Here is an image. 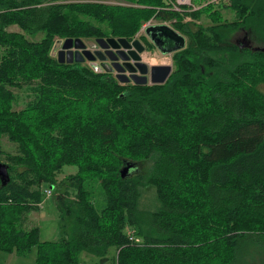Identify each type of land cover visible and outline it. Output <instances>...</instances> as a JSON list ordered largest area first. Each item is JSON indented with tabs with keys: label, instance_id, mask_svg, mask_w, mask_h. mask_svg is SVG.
<instances>
[{
	"label": "trees",
	"instance_id": "16d2710c",
	"mask_svg": "<svg viewBox=\"0 0 264 264\" xmlns=\"http://www.w3.org/2000/svg\"><path fill=\"white\" fill-rule=\"evenodd\" d=\"M172 1L0 0V138L17 144L0 184V251L36 248V264H79L81 252L97 264H264V51L245 46L264 45V0L180 10ZM156 18L186 36L163 84H121L51 54L57 39L132 40ZM239 31L246 37L232 39ZM13 89L32 95L20 109ZM141 159L151 160L146 172L121 177L124 162ZM69 165L76 172L56 184ZM51 186L59 238L40 241L21 217ZM146 186L152 210L139 208Z\"/></svg>",
	"mask_w": 264,
	"mask_h": 264
},
{
	"label": "rangeland",
	"instance_id": "374dc122",
	"mask_svg": "<svg viewBox=\"0 0 264 264\" xmlns=\"http://www.w3.org/2000/svg\"><path fill=\"white\" fill-rule=\"evenodd\" d=\"M194 3H197V0H193ZM110 3H116L115 1H110ZM118 4L123 5H129L125 2H118ZM221 17L222 19L232 20L234 17V12L230 9L221 8ZM186 20H189L187 18ZM198 23H201L202 25L206 26L210 24V20L205 15H202L198 21ZM149 24V25H148ZM153 26V25H167L170 24L167 22H164L160 20L159 18L156 19H150L146 23H144L137 34L134 36L132 40H130V44L134 40L139 41V43L142 44L143 51L139 52V55L141 57L140 63H136V74L138 76H146L147 83H149V67L153 64H172V53H161V51L150 41V38H148V34L145 31L144 26ZM7 29L9 31H20L21 29L16 25L8 26ZM176 32V31H175ZM42 33H38L35 37L27 36L28 38H32L35 40H39ZM181 35V33H179ZM183 36V35H181ZM246 37V34L244 31H239L236 34H234L232 39H238L241 37ZM186 42V36H183ZM249 39V38H248ZM250 40V39H249ZM83 44V47L79 45V47H74L73 50L78 51L82 54L84 57V51H88L90 54H92L95 59L93 62H98L100 60H104L108 57L104 58V51L106 49L102 48L95 39H81L80 41ZM252 45L254 43L252 42ZM264 47V45H262ZM119 49H125L124 47L120 46ZM131 49H134L132 47ZM110 50L113 52H116L117 49H112L110 47ZM96 52H99L96 54ZM92 61V60H91ZM84 66H89L88 59L84 58L83 61L77 62ZM90 67V66H89ZM115 73V72H114ZM113 73V74H114ZM116 76V73L113 75ZM121 84H126L123 82H120ZM128 83H133V81H130ZM16 99L13 103L14 109H20L22 108L25 103L32 97L30 93H28L26 90H17L13 89ZM17 151V144L9 141L5 136H2L0 138V162L7 163L6 160V154L7 153H15ZM143 162V163H140ZM134 163H138L135 165L134 172L131 171V175H133L136 172H146L150 166L151 160L149 159H141V160H135ZM74 170L73 173H70L68 171ZM77 168L76 166H63L56 177V184L60 183V181L63 180V178L67 175L74 174L76 172ZM48 187L43 188V192ZM91 190V200L93 201L96 209H101L105 206V199L102 193V190L98 184V182H91L90 186ZM44 198L43 201L38 205L37 209H33L31 211L25 212L21 217V223L24 228H30L32 226H36L39 228V240L40 241H55L59 238V227H58V211L55 204V198H54V192L52 191V194L50 196H46L45 193L43 194ZM158 205L157 199H156V193L155 188L152 186H146L142 187L140 189V198H139V208L140 209H146V210H152L155 209V207ZM114 255V250L112 249L110 251V257ZM35 257H36V248H33L31 252L26 256H17L13 255L7 252L0 251V264H36L35 263ZM98 258L88 254L86 252H81L79 254V264H97Z\"/></svg>",
	"mask_w": 264,
	"mask_h": 264
},
{
	"label": "water",
	"instance_id": "95a60500",
	"mask_svg": "<svg viewBox=\"0 0 264 264\" xmlns=\"http://www.w3.org/2000/svg\"><path fill=\"white\" fill-rule=\"evenodd\" d=\"M145 31L148 35L151 36L152 39H154L153 33L156 32H163L164 41L168 44H171L169 48H160L161 53H172L180 48H182L185 45V39L183 36H181L178 32H175V30L171 29L167 25H153V26H147L145 28ZM96 42L104 49V58L108 57L110 60H117V58L121 59H132V61H135L137 64L140 63L141 57L139 55V52L143 51V46L139 41L134 40L132 44H130L129 40L120 37V38H97L95 39ZM80 38H65V39H57L55 40L52 49L51 54L55 56L60 63H68L71 64L73 62H80L83 61L84 58L88 60H92L90 63V67L96 71V72H115L116 73V79L119 82L128 83L130 81H133V84H163L168 79L170 74L172 73V65L171 64H153L149 67V83H147L146 76H138L136 74L137 70L135 66L128 67L129 62L120 64L116 61H112L111 63L107 62H93L95 57L90 54L88 51H84V57L81 53H79L76 50H73L74 47H83V44L80 42ZM122 46L125 49H119V47ZM247 47L251 48L252 50H258L264 51V47H258V46H252L250 45L249 41L246 43ZM110 47L112 49H117L116 52H113L110 50ZM132 47L135 48L131 49ZM127 51V53L125 52ZM110 52L113 53L114 56L109 55ZM99 52H96L98 54ZM121 53L126 54V56H122ZM127 69L129 72V75L123 73V70ZM135 170V163L133 162H124L123 166L120 169V175L122 178H125L127 176H130ZM10 180L9 173H8V166L5 163L0 162V184L1 186H5ZM52 187V186H51Z\"/></svg>",
	"mask_w": 264,
	"mask_h": 264
},
{
	"label": "flooded vegetation",
	"instance_id": "af4514ba",
	"mask_svg": "<svg viewBox=\"0 0 264 264\" xmlns=\"http://www.w3.org/2000/svg\"><path fill=\"white\" fill-rule=\"evenodd\" d=\"M153 35H154V39H152L151 38V36L150 35H147L148 36V38H150V41L160 50V48L162 49V48H169L170 46H172L171 44H168V43H166L165 41H164V34H163V32H161V33H159V32H156V33H153ZM130 41V40H129ZM116 51V50H115ZM126 53H127V51H125ZM109 55H111V56H114L113 55V53L112 52H110V54ZM121 55L122 56H126V54H124V53H121ZM112 61H116V62H118V63H120L121 65L122 64H124V63H127V62H129L130 64H128V67H132V66H135V64H136V62L135 61H132V59L130 58V59H128V60H126V59H121V58H117V60H108L107 58H105L104 60H100V61H98V63H100V62H107V63H111ZM95 62V61H94ZM90 63H91V61L90 60H88V64H89V66H90ZM114 72L112 71V72H110V74H112V75H114L113 74ZM123 73H125V74H127V75H129V72L127 71V69H124L123 70Z\"/></svg>",
	"mask_w": 264,
	"mask_h": 264
},
{
	"label": "built area",
	"instance_id": "2783aa9c",
	"mask_svg": "<svg viewBox=\"0 0 264 264\" xmlns=\"http://www.w3.org/2000/svg\"><path fill=\"white\" fill-rule=\"evenodd\" d=\"M221 1L222 0H203L202 4H206V3L217 4V3L221 2ZM184 5H188V6L191 5V0H174V1L171 2V6L175 10H180L181 6H184ZM192 8L196 9L197 6H193ZM147 26H144L143 29H145ZM44 193H45L46 196H50L52 194V187H49V188L45 189ZM125 232H126V234L128 236V239L133 244H139L141 242L140 238L135 235V232H134V230L132 228H127Z\"/></svg>",
	"mask_w": 264,
	"mask_h": 264
},
{
	"label": "crops",
	"instance_id": "0c3cea01",
	"mask_svg": "<svg viewBox=\"0 0 264 264\" xmlns=\"http://www.w3.org/2000/svg\"><path fill=\"white\" fill-rule=\"evenodd\" d=\"M68 172H70V173H73V172H74V170H71V171H68ZM10 254H13V255H15L14 253H10Z\"/></svg>",
	"mask_w": 264,
	"mask_h": 264
}]
</instances>
